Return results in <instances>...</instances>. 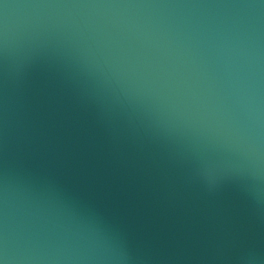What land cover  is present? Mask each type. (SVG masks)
<instances>
[{"label":"clouds","instance_id":"obj_1","mask_svg":"<svg viewBox=\"0 0 264 264\" xmlns=\"http://www.w3.org/2000/svg\"><path fill=\"white\" fill-rule=\"evenodd\" d=\"M41 60L264 205V0H0V81ZM131 259L50 186L0 172V264Z\"/></svg>","mask_w":264,"mask_h":264},{"label":"water","instance_id":"obj_2","mask_svg":"<svg viewBox=\"0 0 264 264\" xmlns=\"http://www.w3.org/2000/svg\"><path fill=\"white\" fill-rule=\"evenodd\" d=\"M53 188L124 246L130 264L264 256V205L211 180L168 139L41 60L0 81V172Z\"/></svg>","mask_w":264,"mask_h":264}]
</instances>
